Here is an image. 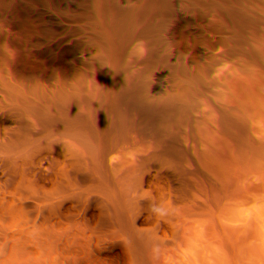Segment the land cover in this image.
Listing matches in <instances>:
<instances>
[{
    "label": "trees",
    "instance_id": "1",
    "mask_svg": "<svg viewBox=\"0 0 264 264\" xmlns=\"http://www.w3.org/2000/svg\"><path fill=\"white\" fill-rule=\"evenodd\" d=\"M262 192L264 0H0V264H242Z\"/></svg>",
    "mask_w": 264,
    "mask_h": 264
},
{
    "label": "water",
    "instance_id": "2",
    "mask_svg": "<svg viewBox=\"0 0 264 264\" xmlns=\"http://www.w3.org/2000/svg\"><path fill=\"white\" fill-rule=\"evenodd\" d=\"M257 205L262 213L260 232L252 244L249 256L242 262V264H264V192L259 195Z\"/></svg>",
    "mask_w": 264,
    "mask_h": 264
},
{
    "label": "clouds",
    "instance_id": "3",
    "mask_svg": "<svg viewBox=\"0 0 264 264\" xmlns=\"http://www.w3.org/2000/svg\"><path fill=\"white\" fill-rule=\"evenodd\" d=\"M143 55H144V50L141 48L140 49V57L139 58H142Z\"/></svg>",
    "mask_w": 264,
    "mask_h": 264
}]
</instances>
